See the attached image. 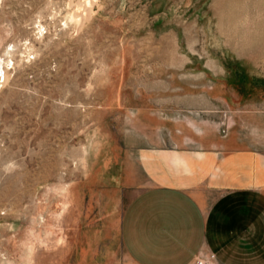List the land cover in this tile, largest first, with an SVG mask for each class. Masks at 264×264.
<instances>
[{"label": "rangeland", "instance_id": "374dc122", "mask_svg": "<svg viewBox=\"0 0 264 264\" xmlns=\"http://www.w3.org/2000/svg\"><path fill=\"white\" fill-rule=\"evenodd\" d=\"M258 140L264 0H0V264H133L143 153Z\"/></svg>", "mask_w": 264, "mask_h": 264}, {"label": "crops", "instance_id": "0c3cea01", "mask_svg": "<svg viewBox=\"0 0 264 264\" xmlns=\"http://www.w3.org/2000/svg\"><path fill=\"white\" fill-rule=\"evenodd\" d=\"M258 141L226 151L143 153L139 168L149 185L120 224L132 263L191 264L213 253L218 264H264V141Z\"/></svg>", "mask_w": 264, "mask_h": 264}, {"label": "built area", "instance_id": "2783aa9c", "mask_svg": "<svg viewBox=\"0 0 264 264\" xmlns=\"http://www.w3.org/2000/svg\"><path fill=\"white\" fill-rule=\"evenodd\" d=\"M191 264H218L217 258L213 253L200 255Z\"/></svg>", "mask_w": 264, "mask_h": 264}]
</instances>
